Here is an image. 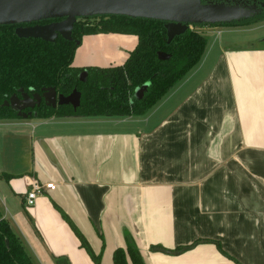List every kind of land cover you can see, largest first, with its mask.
Returning <instances> with one entry per match:
<instances>
[{
  "label": "crops",
  "instance_id": "crops-1",
  "mask_svg": "<svg viewBox=\"0 0 264 264\" xmlns=\"http://www.w3.org/2000/svg\"><path fill=\"white\" fill-rule=\"evenodd\" d=\"M202 32L200 63L145 115L0 121V213L33 264H94L65 218L99 264L127 241L143 264H264V42ZM136 43L83 35L72 65H121ZM31 179L55 188L26 207Z\"/></svg>",
  "mask_w": 264,
  "mask_h": 264
},
{
  "label": "trees",
  "instance_id": "trees-1",
  "mask_svg": "<svg viewBox=\"0 0 264 264\" xmlns=\"http://www.w3.org/2000/svg\"><path fill=\"white\" fill-rule=\"evenodd\" d=\"M250 1L264 6V0ZM253 20H264V11ZM253 20L231 25H244ZM50 21L52 19L39 23ZM164 25L165 22L161 20L123 15L82 17L73 25L71 40L57 36L53 42L20 38L14 32L18 25H0V121L145 115L191 73L202 60L206 49L207 42L201 29L206 25L188 28L169 43ZM98 33L135 35L137 43L121 65L84 68L73 66L74 53L83 35ZM158 52L167 53L169 59L160 60ZM83 71L86 72L84 76ZM144 84L147 86L137 98L135 90ZM50 88L57 96L63 97L78 92V105L48 104L43 94ZM22 93L31 98L39 95L40 101L21 112L6 104L12 95L20 96ZM65 219L94 264H99L100 255L92 252L76 227L69 219ZM151 248L165 251L160 246ZM127 256L132 264H143L140 251L130 241H127L126 249L114 250L113 264H128ZM60 263L68 264L64 259ZM0 264H33L1 213Z\"/></svg>",
  "mask_w": 264,
  "mask_h": 264
},
{
  "label": "water",
  "instance_id": "water-1",
  "mask_svg": "<svg viewBox=\"0 0 264 264\" xmlns=\"http://www.w3.org/2000/svg\"><path fill=\"white\" fill-rule=\"evenodd\" d=\"M260 12L255 2L249 4L242 0H0V25H18L14 32L20 38L53 42L57 36L71 40L72 28L78 18L123 15L164 21L169 43L195 25L239 23L254 19ZM49 19L52 21L39 23ZM158 58L167 60L169 55L158 52ZM85 73L83 71L82 76ZM146 86L136 88L137 98ZM43 97L52 106L70 103L76 107L79 101L78 92L63 97L57 96L51 88L44 92ZM39 101V95L31 98L22 93L20 96L12 95L6 104L21 112Z\"/></svg>",
  "mask_w": 264,
  "mask_h": 264
},
{
  "label": "rangeland",
  "instance_id": "rangeland-1",
  "mask_svg": "<svg viewBox=\"0 0 264 264\" xmlns=\"http://www.w3.org/2000/svg\"><path fill=\"white\" fill-rule=\"evenodd\" d=\"M216 26L221 30H228V29H234L240 33V36L238 38L235 37L234 39L236 41L244 42V43H260L264 42V20L261 21H251V23L244 24V25H231V24H223V25H207L203 26L201 29L205 30L208 27ZM237 34V33H236ZM35 119V118H33Z\"/></svg>",
  "mask_w": 264,
  "mask_h": 264
},
{
  "label": "built area",
  "instance_id": "built-area-1",
  "mask_svg": "<svg viewBox=\"0 0 264 264\" xmlns=\"http://www.w3.org/2000/svg\"><path fill=\"white\" fill-rule=\"evenodd\" d=\"M30 189L25 194L24 204L26 207H31L34 205L36 198L40 195L43 190H52L55 188V184L52 182L39 183L35 179L29 180Z\"/></svg>",
  "mask_w": 264,
  "mask_h": 264
},
{
  "label": "flooded vegetation",
  "instance_id": "flooded-vegetation-1",
  "mask_svg": "<svg viewBox=\"0 0 264 264\" xmlns=\"http://www.w3.org/2000/svg\"><path fill=\"white\" fill-rule=\"evenodd\" d=\"M242 1H244V2H246V3H249V4H251L252 3V1H250V0H242ZM260 9H261V12H263L264 11V6H263V8L259 5V3H258V5H257ZM261 12H260V14H261ZM253 20V19H252Z\"/></svg>",
  "mask_w": 264,
  "mask_h": 264
}]
</instances>
